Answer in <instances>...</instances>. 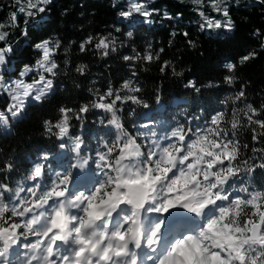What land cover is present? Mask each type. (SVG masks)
Here are the masks:
<instances>
[{
  "label": "snow or ice",
  "instance_id": "snow-or-ice-1",
  "mask_svg": "<svg viewBox=\"0 0 264 264\" xmlns=\"http://www.w3.org/2000/svg\"><path fill=\"white\" fill-rule=\"evenodd\" d=\"M53 3L17 0L10 24L0 23V92L8 97L0 109V130L5 136L47 111L59 91L58 77L68 75L67 54L75 41L65 44L48 32ZM192 4L202 31L236 30L231 12L239 0ZM112 6L117 7L116 0ZM156 11L147 0H128L118 11L127 27L124 35L133 40L137 18L150 25ZM164 16L171 19L167 12ZM6 27H20L36 52L34 63L10 69L15 49ZM252 36L259 49L226 60L225 84L232 86L248 62L264 55V31L256 28ZM187 44L198 46L191 39ZM89 46L108 57L117 52V37L89 33L78 47L87 52ZM61 51L63 66L57 59ZM132 51L122 56L131 73L121 76L119 87L109 85L103 92L90 87L86 103L70 107L59 101L55 117L41 119L48 144L36 150L23 174L11 154L0 161V264H264V103L257 107L248 101L246 84L211 110L189 112L179 101L162 102L159 89L148 97L136 63L144 61L146 70L160 61L164 48L154 52L146 41L142 53ZM170 65L164 60L160 72ZM87 70L82 62L74 66L81 76ZM171 72L183 76L174 65ZM184 87L200 93L201 87L218 85L209 81L198 87L188 79ZM128 104L140 110L125 113ZM90 109L100 110L99 127L71 132V122L86 119ZM126 115L134 117L132 130ZM241 129L251 132V156L249 144L239 138Z\"/></svg>",
  "mask_w": 264,
  "mask_h": 264
},
{
  "label": "trees",
  "instance_id": "trees-1",
  "mask_svg": "<svg viewBox=\"0 0 264 264\" xmlns=\"http://www.w3.org/2000/svg\"><path fill=\"white\" fill-rule=\"evenodd\" d=\"M128 0H116L117 7H113V0H54L50 13V26L48 32L59 37L65 44L69 40L75 41L71 44L67 58L70 61L68 75L58 77L59 91L57 97L50 108L41 114H33L23 123L16 125L11 136H5L0 130V161L11 154L21 164V174L23 166L30 163L36 150L46 144L48 139L42 135L41 119L43 117L54 118L57 102L62 101L70 107H76L81 103H86L90 98L88 88L100 89L103 92L109 85L116 88L121 83V76L130 75L131 69L127 67L129 62L122 59L123 55H133L132 49L135 47L138 52H143L146 41L152 43V51L164 48L160 54V61L136 63L137 78L143 85L145 94L148 97L154 95L157 89L160 91L162 102L173 104L179 101L182 107H187L189 112L195 111L198 107H207L209 110L213 106L219 107L218 100L238 91L242 84H246L248 101L259 107L264 103V55L255 61L248 62L241 74L240 80L229 86L223 82V74L226 70L223 64L227 59H236L249 48L259 49L258 42L252 36L256 28L264 31V5L260 0H239V7H233L231 15L236 21L237 28L234 32L224 33L221 30H201V20L192 0H147L148 6L158 11L154 12L151 19L152 24H143L142 18H137V26L133 40H129L124 32L127 27L121 22L118 11L121 7H126ZM17 0H0V23L6 26L10 24V13L16 11ZM68 9L64 15V9ZM167 12L171 19H167L164 13ZM217 16L216 13H211ZM20 26L23 20L20 18ZM115 27H120L121 32H116ZM9 31L8 42L13 45L15 55L12 59L10 69L15 71L22 68L24 63H34L37 58L36 52L26 43V38L21 35L20 27H6ZM176 30L177 35L172 37L170 33ZM187 31L189 36L182 35ZM111 32L117 37V52L110 53L108 57H102L99 53L91 50L80 52L78 44L89 33L107 34ZM217 32L221 33L217 35ZM31 39L35 40V34H31ZM197 42V48L188 46L187 40ZM169 40L172 41L169 45ZM123 41V46L120 42ZM58 62L63 66L65 55L61 53L57 57ZM164 60L171 61V65L165 72L161 73L159 68ZM85 63L88 66L86 73L81 76L74 71V66L78 63ZM174 65L177 71L183 69L182 77L172 75L171 66ZM188 79H195L197 86L213 81L218 87H201L200 93H196L191 88L184 85ZM79 84L75 87L73 83ZM8 97L0 92V109L6 106ZM140 109L135 105H125V113L130 109ZM100 110L90 109L85 114L83 121H72L71 132L94 131L99 125ZM229 116L231 115L229 107ZM133 116L126 115V127L131 129ZM203 123V121H201ZM239 138L242 142L249 144L248 155L251 156V132L241 129ZM95 144V140L92 141ZM258 148L262 145L257 144ZM252 161L250 160L249 163Z\"/></svg>",
  "mask_w": 264,
  "mask_h": 264
}]
</instances>
